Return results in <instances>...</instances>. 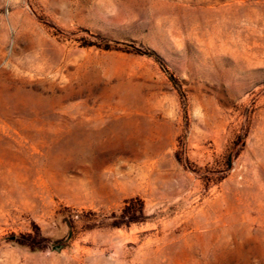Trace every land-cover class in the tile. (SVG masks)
<instances>
[{
  "label": "rangeland",
  "instance_id": "rangeland-1",
  "mask_svg": "<svg viewBox=\"0 0 264 264\" xmlns=\"http://www.w3.org/2000/svg\"><path fill=\"white\" fill-rule=\"evenodd\" d=\"M0 264H264V0H0Z\"/></svg>",
  "mask_w": 264,
  "mask_h": 264
},
{
  "label": "trees",
  "instance_id": "trees-1",
  "mask_svg": "<svg viewBox=\"0 0 264 264\" xmlns=\"http://www.w3.org/2000/svg\"><path fill=\"white\" fill-rule=\"evenodd\" d=\"M105 49H109V46H106V48ZM146 55H148V56H150V57H154V59H156L157 60V58L154 56V54L153 53H151V52H148V53H145Z\"/></svg>",
  "mask_w": 264,
  "mask_h": 264
}]
</instances>
